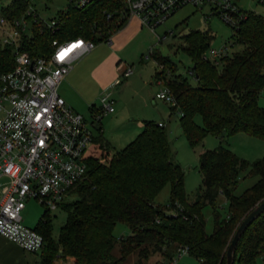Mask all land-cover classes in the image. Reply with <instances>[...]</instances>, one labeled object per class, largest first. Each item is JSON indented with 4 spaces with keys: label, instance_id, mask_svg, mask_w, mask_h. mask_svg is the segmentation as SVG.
<instances>
[{
    "label": "trees",
    "instance_id": "16d2710c",
    "mask_svg": "<svg viewBox=\"0 0 264 264\" xmlns=\"http://www.w3.org/2000/svg\"><path fill=\"white\" fill-rule=\"evenodd\" d=\"M27 5L28 0H10L0 12L6 17L14 16ZM115 6V0H93L79 9L67 6L58 31L51 33L44 26L38 30L40 22H34L17 49L30 56L46 54L52 37L81 36L97 43L122 24L123 18H118L117 13L104 17V10ZM232 30L240 47L216 62L200 58L211 37L206 30L182 35V49L191 60L188 71L194 83L174 74L167 57L151 53L157 66L153 78L160 79L169 90L174 100V105H168L169 112H176L190 147L197 145L206 133L228 137L243 132L264 141V108L256 102L258 90L264 87V17L245 12ZM12 65V45L0 43V71ZM94 109L89 105L90 112ZM195 115L199 116V123ZM98 128L96 132L99 125ZM96 132L89 149L95 153L86 154L82 179L66 190L64 196L70 189L72 198L67 202L62 199L58 205L65 212V219L56 238L50 235L45 209L32 227L42 238L33 264H55L64 257L72 258L76 264H124L133 251L137 256L135 264H141L148 254H159L162 259L154 264H165L178 248H185L196 264H224L223 252L235 226L264 198V155L248 162L221 145L199 152L200 190L188 202L183 175L172 160L163 125L152 119L142 120L135 137L109 158V146ZM242 171L254 175L256 180L234 195ZM164 184L168 185V202L163 209L155 205L153 198ZM218 197L226 204L224 215L217 210ZM205 205L211 208L209 234L204 231L201 214ZM168 209H173L174 215L168 214ZM116 223H123L128 235L115 238L112 229ZM116 246L117 257L112 254ZM231 264H264V211L237 239Z\"/></svg>",
    "mask_w": 264,
    "mask_h": 264
},
{
    "label": "built area",
    "instance_id": "2783aa9c",
    "mask_svg": "<svg viewBox=\"0 0 264 264\" xmlns=\"http://www.w3.org/2000/svg\"><path fill=\"white\" fill-rule=\"evenodd\" d=\"M65 1L64 8L47 19L41 18L31 8L29 0L27 7L17 15L6 17L0 13V40L12 45L13 58L12 67L0 71V237L29 253L41 248L42 238L22 223L20 211L24 201L33 199L47 212L58 207L66 190L84 175V159L91 146L93 129H99L101 114L113 111V99L105 90L99 96L98 107L90 113L89 124L94 123L91 128L84 117L67 105L56 91L58 82L74 62L95 46L93 40L81 36L52 37L50 51L34 56L17 49L21 37L30 34L34 22L42 24L38 25V30L44 26L54 33L64 21L67 6L79 9L93 0ZM115 2L117 6L104 10L106 19L117 13L118 18H123L122 26L134 17L140 26L150 31L185 5L202 12V19L215 15L232 29L237 27L245 14L235 0ZM257 2L264 5V0ZM165 34L156 36L157 41ZM100 41L109 43L110 34ZM227 53L225 44L217 49L207 45L200 58L216 62ZM129 72L130 68L126 66L120 75L126 76ZM156 81L161 83L160 79ZM153 95L168 105H174L169 90L163 84L162 89ZM167 213L174 215L173 209H168ZM184 253L185 248H178L165 264H175L176 258Z\"/></svg>",
    "mask_w": 264,
    "mask_h": 264
},
{
    "label": "rangeland",
    "instance_id": "374dc122",
    "mask_svg": "<svg viewBox=\"0 0 264 264\" xmlns=\"http://www.w3.org/2000/svg\"><path fill=\"white\" fill-rule=\"evenodd\" d=\"M9 2L10 0H0V11L1 8ZM29 2L31 8L43 19L53 16L57 10L63 9L66 3L65 0H29ZM235 3L241 10L247 13L258 14L264 17V5L257 2V0H235ZM201 13L202 12L195 10L190 5L182 6L170 14L161 24L156 26L153 31H150L146 27H141L140 32L126 41V43L124 41L122 42L124 37L121 38L118 43H108L107 41L97 42L91 50L84 53L72 65L73 67L81 59L95 60L96 58H107L119 79L116 80L115 84L107 88L113 98V111L101 114L98 123L101 128V137L112 146V148H109L107 158L111 156L112 152L121 149L135 137V134L141 130V119H152L155 122L161 121L167 124L165 127L166 138L170 146L172 160L179 165L182 172V186L188 202L193 201L200 190L201 179L198 172L197 159L199 152L212 150L216 146L221 145L229 149L238 158L248 162L264 155V141L249 137V135L243 132H236L228 135V137H225L224 134H222V137H220V135L218 137V135L206 133L197 145L190 147L178 126V116L176 112L170 114L168 103L165 101L153 99L154 102H152L150 99V96L154 92L162 89L163 84L162 82V84L157 82L156 79L153 78V73L157 66L152 59L151 53L167 57L173 64L174 74H179L190 83H194L188 71L192 64L191 60L182 49L185 43L182 39V35L185 33L194 30H206L211 35L208 45L215 49L224 44L228 52L234 51L240 47L239 44L234 41V34L231 27L215 15H209L206 19H202ZM169 30L170 33H167ZM114 31L111 32L110 36ZM163 32L166 34L160 41H157L156 36H161ZM127 38H129V36H127L126 39ZM0 43H3L2 40H0ZM229 43H231V45H229ZM149 51L150 54L148 55ZM126 66L130 68V72L127 74L128 76L123 78L120 76V71ZM137 73H148L151 76H149L146 80L147 82H145L143 86L135 79L134 85L123 88L121 96L117 97L115 89L119 87L124 79L132 75L138 77L135 75ZM148 80L150 83H148ZM68 92L72 98V103L66 104H69L74 111L81 114L88 125L93 128L91 124L94 123L89 124L91 112L88 110V105L92 102L94 108L98 107V99L102 91L99 93L96 91V88L93 87L92 90L86 94H80L78 92L75 94V92L72 91V93L67 89V93ZM140 94L143 96L142 99ZM143 100L145 104L140 103ZM256 102L259 106L264 108V87L258 90ZM166 118L168 120H166ZM194 119L197 123L200 122L198 115H195ZM89 152L90 154L95 153L92 150ZM101 153L104 154L103 151H100V154ZM95 156H98V154ZM255 180L256 177L254 175H247L246 171L240 172L233 194L238 195ZM69 191L70 189L63 197V202H67L72 198ZM153 202L160 208L164 209L167 207V184H164L157 192L153 198ZM216 207L219 214L224 215L226 204L223 198H217ZM42 212L43 207L37 201L26 199L20 211L22 223L29 228L34 227ZM201 214L204 219V231L209 234L212 229L211 208L208 205L203 206ZM47 215L51 225L50 235L56 238L58 229L64 222L65 212L60 207H57L54 210H49ZM112 234L115 238L125 237L128 235V229L123 223H116L113 226ZM112 254L117 257V246L112 250ZM161 259L162 257L159 254H148L146 259L141 261V264H154V262L160 261ZM136 260L137 256L135 251H133L125 258L124 264H135ZM258 261L260 262V260ZM55 264L76 263L72 258L64 257L62 259H57ZM175 264H196V261L184 253L176 258Z\"/></svg>",
    "mask_w": 264,
    "mask_h": 264
},
{
    "label": "crops",
    "instance_id": "0c3cea01",
    "mask_svg": "<svg viewBox=\"0 0 264 264\" xmlns=\"http://www.w3.org/2000/svg\"><path fill=\"white\" fill-rule=\"evenodd\" d=\"M141 27L142 26L139 25L138 20L134 17H131L122 26H120L118 29H116L113 32V34L110 36L109 43H118L120 39L123 37L124 38L122 42L124 41L126 43V41H128L130 38H132L133 36L137 35L140 32ZM127 36H129V38L126 39ZM135 75H137L138 77H134V75H132L127 79H124V81L119 85V87L115 89V94L117 95V97L121 96L123 88L129 87L131 85L133 86L135 79H137L140 85L143 86L145 82H147L146 80L149 78V76H151L148 73L145 74L137 73ZM126 76H121V77L124 78ZM117 79H118L117 74L112 69V66L110 65L107 58H102V59L96 58L95 60L81 59L58 82L56 86V91L63 98L65 103H72L71 101L72 98L70 97L69 92L67 93V89L70 90L71 92L72 91L75 92V94L76 92L80 94H86L90 92L94 87L96 88L97 92L100 93L102 91L100 93L101 95L105 90H107L108 87L115 84ZM148 83H150L149 80ZM153 94L150 96L152 102H154L153 99H157L154 97ZM140 97L141 99L143 98L141 94ZM140 103L145 104L144 100L141 101ZM89 105H93V103L90 102ZM89 105H88V110H89ZM142 120L145 119L143 118L140 120L141 126H142ZM166 120L168 119L166 118ZM161 123H162L161 125L166 127L167 124L165 122L164 123L161 122ZM95 132L96 130H94V133ZM96 133H101V128L99 132ZM106 143L108 144L109 148H112L110 143H108L107 141ZM35 260H36V255L34 253L24 252L17 245L0 237V264H33Z\"/></svg>",
    "mask_w": 264,
    "mask_h": 264
},
{
    "label": "water",
    "instance_id": "95a60500",
    "mask_svg": "<svg viewBox=\"0 0 264 264\" xmlns=\"http://www.w3.org/2000/svg\"><path fill=\"white\" fill-rule=\"evenodd\" d=\"M264 211V198L260 201L256 202L246 213L245 215L239 220L233 233L231 234L228 243L224 249V264H231L232 263V254L237 242V239L243 232V230L250 224L252 220H254L261 212Z\"/></svg>",
    "mask_w": 264,
    "mask_h": 264
}]
</instances>
